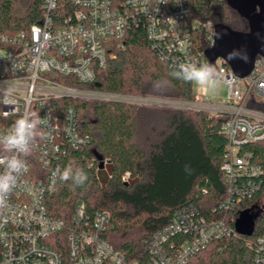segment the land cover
Returning a JSON list of instances; mask_svg holds the SVG:
<instances>
[{
	"label": "built area",
	"instance_id": "2783aa9c",
	"mask_svg": "<svg viewBox=\"0 0 264 264\" xmlns=\"http://www.w3.org/2000/svg\"><path fill=\"white\" fill-rule=\"evenodd\" d=\"M42 9L40 22L30 29L0 34L1 117H14L15 122L31 111L45 118L39 125L45 138L38 137L31 152L22 157L28 171L19 176L7 205L0 208V264H66V259L67 264H187L213 240L238 234L232 226L236 216L230 214L261 187L258 177L263 171L250 163V155L243 149L264 140V108L253 104L254 95L264 100V68L238 78L219 58L215 67L227 86L221 104L207 101L203 94L201 99L189 101L104 91L93 86L97 73L115 57L116 40L124 39L135 28L145 30L151 49L171 67L204 64V59L208 62L205 50L202 53L196 48L192 32L200 22L191 16L187 0H43ZM64 65L72 71H62ZM62 99L118 101L226 115L222 171L227 191L214 208L225 215L210 220L193 205L179 210L149 240L147 260L135 262L103 237L110 224L108 211L90 214L79 202L69 221L51 215L45 197L58 177L53 176L56 162L92 142L80 132L73 105L65 106L62 112L57 109L55 102ZM12 125L0 127V135ZM33 160L39 164L33 165ZM128 178L126 173L123 180ZM253 264H264V237L256 241Z\"/></svg>",
	"mask_w": 264,
	"mask_h": 264
},
{
	"label": "trees",
	"instance_id": "16d2710c",
	"mask_svg": "<svg viewBox=\"0 0 264 264\" xmlns=\"http://www.w3.org/2000/svg\"><path fill=\"white\" fill-rule=\"evenodd\" d=\"M42 4L43 0H0V34H16L40 22ZM187 4L191 16L200 22L192 35L202 53L211 46L216 23L248 29L247 20L226 0H187ZM113 53L115 57L98 71L95 88L189 101L201 99L192 83L173 78L171 73L177 67L160 61L144 29H132L124 39L116 40ZM205 63L209 62L204 59ZM256 68H264L263 57L257 58ZM55 104L60 112L67 105L76 108L79 130L92 142L69 151L56 162V169L80 168L88 179L84 185L75 186L71 180L63 182L57 177L45 197L51 215L69 221L79 202L90 214L108 211L110 224L103 237L132 262L147 260L149 240L179 210L193 205L210 220L225 215V211L214 208L227 191L222 171L226 115L118 101L62 99ZM13 122L14 117L0 114V127H10ZM243 150L250 155V163L263 173L258 177L261 187L254 197L241 202L230 214L236 220L264 196V140L250 143ZM96 152L104 156L103 169ZM38 164L33 160V165ZM126 173L129 179L124 181ZM259 237H264V204L251 235L215 239L187 264H253Z\"/></svg>",
	"mask_w": 264,
	"mask_h": 264
},
{
	"label": "clouds",
	"instance_id": "9594fccd",
	"mask_svg": "<svg viewBox=\"0 0 264 264\" xmlns=\"http://www.w3.org/2000/svg\"><path fill=\"white\" fill-rule=\"evenodd\" d=\"M161 3H165V0H161ZM221 35L217 33V38ZM226 59L247 63L248 54L245 50L233 49ZM61 70L72 71L67 65H64ZM171 75L185 83L199 85L206 91H215L226 82L215 65L211 63H181ZM88 78H91L90 73ZM43 119L36 112L26 111L14 122L7 133L0 135V167L4 169L0 172V208L7 205L9 195L17 187L19 176L28 171L27 162L22 157H26L31 152L32 145L38 137L45 138L39 133V125ZM185 170H189L188 166H185ZM53 176L54 178L58 176L63 182L71 180L75 186L84 185L88 179L82 169H74L72 166H67L63 170L57 168Z\"/></svg>",
	"mask_w": 264,
	"mask_h": 264
},
{
	"label": "water",
	"instance_id": "95a60500",
	"mask_svg": "<svg viewBox=\"0 0 264 264\" xmlns=\"http://www.w3.org/2000/svg\"><path fill=\"white\" fill-rule=\"evenodd\" d=\"M226 2L247 20L248 29L236 30L226 23H216L213 44L205 50L204 55L211 64L222 58L224 64L228 65L238 78H246L255 69L257 58H264V0H226ZM217 33L222 34L220 38H217ZM233 49L245 50L248 54L247 63L240 60L228 61L226 57ZM96 157L100 161V169H103L104 156L96 152ZM254 208L243 211L236 220L235 229L238 234L251 235L254 232L255 221L259 214V212L253 213Z\"/></svg>",
	"mask_w": 264,
	"mask_h": 264
},
{
	"label": "rangeland",
	"instance_id": "374dc122",
	"mask_svg": "<svg viewBox=\"0 0 264 264\" xmlns=\"http://www.w3.org/2000/svg\"><path fill=\"white\" fill-rule=\"evenodd\" d=\"M193 85H194V89L197 93H200L201 90H203V88L200 87L199 85H196V84H193ZM226 95H227V86H226V84L223 83L215 91H206V100L213 102L215 104H221L225 101ZM108 169H109V167L106 166L107 171H108ZM263 204H264V196L262 197L261 201L259 202V205H257L253 209V213L260 212L261 208L263 207Z\"/></svg>",
	"mask_w": 264,
	"mask_h": 264
},
{
	"label": "crops",
	"instance_id": "0c3cea01",
	"mask_svg": "<svg viewBox=\"0 0 264 264\" xmlns=\"http://www.w3.org/2000/svg\"><path fill=\"white\" fill-rule=\"evenodd\" d=\"M199 95H202L203 94V97L206 98V90L203 89L201 90L200 93H198ZM254 98H256V102H254V107L256 108H264V100L262 99V97H260L259 95H254Z\"/></svg>",
	"mask_w": 264,
	"mask_h": 264
}]
</instances>
